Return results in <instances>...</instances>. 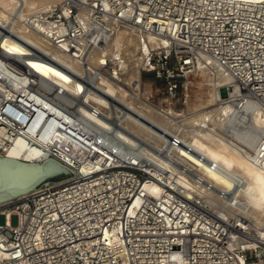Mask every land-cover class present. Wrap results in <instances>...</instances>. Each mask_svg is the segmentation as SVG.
<instances>
[{
    "label": "built area",
    "instance_id": "2783aa9c",
    "mask_svg": "<svg viewBox=\"0 0 264 264\" xmlns=\"http://www.w3.org/2000/svg\"><path fill=\"white\" fill-rule=\"evenodd\" d=\"M24 23L72 53L101 42L113 33V24H128L136 30L142 72L163 82L168 96L164 106H178L174 99L184 82L200 61L210 59L232 76L233 84L224 92L236 86L238 115L250 116L248 104L264 112V5L238 0H63L29 14ZM58 95L59 90L47 91L0 53V155L23 137L31 146H49L43 160L55 159L74 173L0 206V264H264V239L251 232L218 239L190 230L201 214L189 209V203L215 216L175 188L168 170H147L151 162L138 146L120 144L125 157L98 159L91 153L84 163L74 142L81 151L119 141L108 131L79 123L74 98L62 103ZM179 99L185 103V97ZM62 123L69 138L64 142ZM250 130L246 137L251 132L256 137L253 158L264 169V127ZM171 142L179 140L173 137ZM152 181L164 191L150 193L146 183ZM12 215L18 218L15 226Z\"/></svg>",
    "mask_w": 264,
    "mask_h": 264
},
{
    "label": "bare ground",
    "instance_id": "6f19581e",
    "mask_svg": "<svg viewBox=\"0 0 264 264\" xmlns=\"http://www.w3.org/2000/svg\"><path fill=\"white\" fill-rule=\"evenodd\" d=\"M238 1L264 5V0ZM62 2L0 0V53L16 70L25 71L47 91L59 90L62 103H68L70 96L77 98L74 102L79 123L108 131L119 141L108 140L102 143L107 148L93 144L81 151L74 142L80 159L86 163L91 153L98 159L105 155L125 157L126 150L120 144L138 146L142 157L151 162L147 170L150 166L155 167L156 174L161 168L168 170L175 188L217 217L189 203V209L201 214L202 219L190 230L218 239L226 234L237 238L246 232L264 239V169L255 162L251 151L256 149L254 133L246 137L250 129L264 127V112L248 104L245 107L251 111L250 116L238 115L236 86L224 92L226 85L233 84L232 76L210 59L208 63L199 62L212 71L201 72L208 91L194 111L177 113L171 107L156 106L144 88L142 57L132 26L113 24V33H106L101 42L72 53L24 23L29 14ZM185 97L187 102L191 100L189 94ZM61 126L60 139L68 141L62 130L65 125ZM173 137L179 143H172ZM49 148L31 146L20 137L1 155L23 163L43 164L50 159L42 158ZM146 189L153 194L164 191L155 181L146 183ZM4 203L0 201V206ZM191 218L192 214L186 216L187 220ZM247 244L256 246L257 242Z\"/></svg>",
    "mask_w": 264,
    "mask_h": 264
},
{
    "label": "water",
    "instance_id": "95a60500",
    "mask_svg": "<svg viewBox=\"0 0 264 264\" xmlns=\"http://www.w3.org/2000/svg\"><path fill=\"white\" fill-rule=\"evenodd\" d=\"M0 155V201H9L39 187L46 181H59L74 173L68 167L47 159L43 164L23 163Z\"/></svg>",
    "mask_w": 264,
    "mask_h": 264
},
{
    "label": "rangeland",
    "instance_id": "374dc122",
    "mask_svg": "<svg viewBox=\"0 0 264 264\" xmlns=\"http://www.w3.org/2000/svg\"><path fill=\"white\" fill-rule=\"evenodd\" d=\"M205 71L207 74H209L212 69L210 66H202L201 64L197 66L195 72L191 76L189 82H184L185 88L182 89L179 92L178 97L182 98L185 97L186 94H189L191 97V100L189 102L186 101L185 97V103H180V99L176 98L174 100H177L178 106L173 107L172 105L164 106L166 105V100H168V96L165 93L163 82L160 79H156L153 74L142 72V77L145 80L144 81V88L147 91L148 98L153 104H156V106H160L162 108L168 109L171 107L173 111H176L177 113H187L194 111L199 105H200V99L202 96L208 91L206 87V81L205 77L202 76L201 72ZM208 76V75H207ZM73 97V96H72ZM74 98V97H73ZM77 99V98H74ZM210 213L214 214L210 210H208ZM18 218L16 215L11 216V224L13 226L17 225ZM4 223V216L0 214V224Z\"/></svg>",
    "mask_w": 264,
    "mask_h": 264
}]
</instances>
